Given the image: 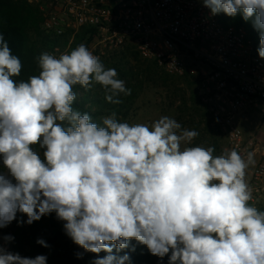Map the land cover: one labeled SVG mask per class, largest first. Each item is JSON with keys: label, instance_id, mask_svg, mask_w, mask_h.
Returning <instances> with one entry per match:
<instances>
[{"label": "clouds", "instance_id": "9594fccd", "mask_svg": "<svg viewBox=\"0 0 264 264\" xmlns=\"http://www.w3.org/2000/svg\"><path fill=\"white\" fill-rule=\"evenodd\" d=\"M200 2L212 16L251 22L264 59V0ZM36 60L38 74L17 79L21 59L0 33V229L55 214L96 254L91 264H132L124 250L135 251L133 240L168 264H264V210L247 179L253 153L189 146L199 132L167 115L130 124L113 111L97 122L74 107L75 86L98 84L114 105L132 90L83 43ZM14 242L0 235V264H47L45 254L11 251Z\"/></svg>", "mask_w": 264, "mask_h": 264}, {"label": "built area", "instance_id": "2783aa9c", "mask_svg": "<svg viewBox=\"0 0 264 264\" xmlns=\"http://www.w3.org/2000/svg\"><path fill=\"white\" fill-rule=\"evenodd\" d=\"M25 1L38 11L50 54L83 43L104 63L132 45L170 74L200 70L222 151L254 154L251 203L264 209V59L243 27L222 23L200 0Z\"/></svg>", "mask_w": 264, "mask_h": 264}, {"label": "rangeland", "instance_id": "374dc122", "mask_svg": "<svg viewBox=\"0 0 264 264\" xmlns=\"http://www.w3.org/2000/svg\"><path fill=\"white\" fill-rule=\"evenodd\" d=\"M18 4L34 7L25 0L6 1L3 4L6 8L0 7V27L10 24L24 25V15L19 14ZM30 30L34 33L32 37L42 34L39 22ZM134 54H137L136 57ZM104 65L115 68L118 77L125 81L126 87L132 92L129 96H121V104L114 105L105 101L100 85H94L89 91L79 86L80 99L86 101L85 108L99 113V120L115 111L121 121L150 125L159 117L167 115L176 119L183 128L199 132V136L189 146H213L214 154L221 153L225 138L214 123L209 105L203 98L205 83L200 70L189 67L183 75L170 74L152 59L141 56L132 45L127 46L110 61L104 62ZM191 69L196 71L192 73ZM41 221L48 224V231L42 236H33L31 225L18 227L15 221L7 228L1 229L0 235L15 236V242L8 246L11 251L28 257L45 254L48 256L47 264H55L56 260H61L60 264H73L77 259V252L84 253L80 260L86 264H91L95 259V254L84 252L65 235L62 222L55 218V214L42 217ZM31 238L36 245L34 248ZM37 238L45 239L51 249L36 244ZM154 264H159V261ZM162 264H168V260Z\"/></svg>", "mask_w": 264, "mask_h": 264}, {"label": "trees", "instance_id": "16d2710c", "mask_svg": "<svg viewBox=\"0 0 264 264\" xmlns=\"http://www.w3.org/2000/svg\"><path fill=\"white\" fill-rule=\"evenodd\" d=\"M6 1L9 0H0V7L6 8ZM20 12L19 14L24 15V25H14L10 24L7 26L0 27V33H3L5 39L9 43L10 48L14 55H17L22 62L23 68L20 77L17 79L27 80V78L31 75H36L39 72L37 60L36 58L44 52L47 48L51 46V42L43 37L42 34L40 36L32 37L34 33H31V27L37 26L38 22L40 23L39 14L36 8L28 6L26 4H18ZM222 23L227 25H237L240 27H245L244 29L249 34V36L254 40L256 49L259 46V38L258 33L253 29L251 22H245L240 16L236 18L227 17L224 14H218ZM135 57L137 54H134ZM104 64V63H103ZM77 93V100L74 102V107L81 110L82 112H88L93 116V119L99 122V113H94L92 110L85 108L86 101L80 99V91L79 86H75L74 89ZM81 101V102H80ZM1 170V169H0ZM264 210V209H261ZM31 230L33 231V236H42L46 234L48 231V224L39 220L33 222L31 224ZM32 247H36L33 238H31ZM132 245L135 246V251L131 252L129 249H125L124 251H128L132 264H154L159 261V264L164 263L168 260V257H164L161 261L158 257L151 255L146 246L137 243L136 241L131 242ZM121 255L123 252L120 253ZM101 256L105 255V253H100ZM96 256V254H95ZM96 258V257H95ZM61 260H56L55 264H60ZM73 264H86V262L76 259L73 261Z\"/></svg>", "mask_w": 264, "mask_h": 264}]
</instances>
